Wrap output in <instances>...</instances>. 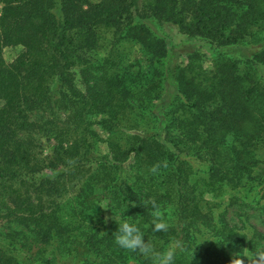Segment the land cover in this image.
<instances>
[{
    "label": "trees",
    "instance_id": "1",
    "mask_svg": "<svg viewBox=\"0 0 264 264\" xmlns=\"http://www.w3.org/2000/svg\"><path fill=\"white\" fill-rule=\"evenodd\" d=\"M151 19L229 46L251 27L264 28V0H0V226L29 225L36 242L57 243L77 261L117 264L130 252L114 243L116 215L137 224L145 239L150 235L155 249L182 241L174 264H230L244 244L253 253L264 246V234L214 220L202 201L247 184L253 190L259 184L255 191L264 196V47L244 58L243 68L219 55L201 79L176 67L169 75L174 93H160L167 81L153 73L127 86L134 73L118 71L111 57L95 66L80 55L97 48L99 29L108 27L136 39L152 58L164 57L163 42L146 24ZM9 46L22 50L7 62ZM155 98L165 127L172 125L180 139L168 141L166 129L121 128L123 143L111 136L131 103L143 109ZM92 114L100 131L92 128ZM35 135L51 143L49 155L42 156ZM97 138H104L107 154L95 153ZM182 150L206 166L195 167ZM152 199L162 210L172 206L167 232L153 231ZM102 201L104 211L91 212ZM201 235L212 239L203 244ZM0 264L20 262L0 248Z\"/></svg>",
    "mask_w": 264,
    "mask_h": 264
},
{
    "label": "rangeland",
    "instance_id": "2",
    "mask_svg": "<svg viewBox=\"0 0 264 264\" xmlns=\"http://www.w3.org/2000/svg\"><path fill=\"white\" fill-rule=\"evenodd\" d=\"M146 24L152 34L160 39L165 46V56L158 60L152 58L136 39L131 37L122 38L120 34H114L115 30L113 28L108 27L99 29V45L97 48L85 50L80 55L87 58L95 66L100 65L104 58L111 57L118 71L126 74L134 73L132 77L126 76L125 85L127 86H136L140 78L153 73L165 78L167 81V86L165 88L162 86L160 93H163L166 88L174 93L176 86L169 75L176 67L186 68L187 75L195 79H201L203 72L212 67L219 55L236 58L239 61V66L243 68L244 58L251 57L254 51L264 47V28L258 26L251 27L249 33L236 44L217 46L212 45L207 38L188 36L187 33L171 22H158L151 19ZM21 50V46L5 47L3 57L7 62H10L18 56ZM261 70L264 72L263 67ZM75 73L76 85L83 89L78 69L75 70ZM161 105L163 104L158 98L148 102L143 109L131 103V108L128 109L126 114L115 121V127L109 129L114 132L111 136L123 143L125 134H121L119 131L121 128H134L138 131L153 132L166 129L168 141L180 139L177 137L178 131L172 125L168 128L165 127L163 120L160 118L163 115L162 111H164ZM98 117L92 114L89 118L92 122H95L92 123V128L100 131V127L96 123ZM35 137L38 139V144H40L38 149H40L42 156L49 155L51 143L47 142L43 136L35 135ZM102 139L104 138H97L94 142V151L100 156L108 153L107 144ZM180 156L189 160L195 167L204 168L206 166V161L196 158L197 155L192 154L191 151L182 150ZM250 185L247 184L237 189H224L219 195L205 194L202 201L203 209L209 210L214 220H222L223 223L225 221L241 233L250 235L253 230H256L258 233L264 234V212L260 208L264 204V196L262 197V193L256 192L260 188L259 184L255 187L256 191ZM101 205L105 208L106 202H100L91 212H103L104 208ZM163 211L168 214L166 219L172 220L174 216L172 206L166 207ZM106 217L109 218V215ZM36 238L37 234L32 226L16 222L0 226V248L15 255L20 264H93L73 259L65 254L57 243H50L48 246L41 245L36 242ZM148 238H150V235L146 237V240ZM211 239V235H201L200 242L206 244V241L209 242ZM170 243L171 241L168 243L160 242L162 249L156 248V250L163 251L169 247ZM242 247L244 249L242 254H253L252 251L246 250V244ZM186 253L192 254V256L196 254V257H199L195 250ZM230 256L232 257V254ZM144 258L138 253L130 252L126 256L125 262L117 264H151L150 260L145 262Z\"/></svg>",
    "mask_w": 264,
    "mask_h": 264
},
{
    "label": "clouds",
    "instance_id": "3",
    "mask_svg": "<svg viewBox=\"0 0 264 264\" xmlns=\"http://www.w3.org/2000/svg\"><path fill=\"white\" fill-rule=\"evenodd\" d=\"M163 166L166 167V163ZM160 167V163L154 164L150 171L155 174ZM148 203H150L152 209L150 215L152 217L151 224L153 226V231L167 232L170 228V224L160 204L157 203L155 199L150 200ZM101 207L104 208L103 205H101ZM114 219L118 224V230L113 233L114 243L121 249L132 253H138L150 259L151 264H174L177 253L184 250L182 241L174 240L170 243L168 248L163 251H157L151 239H145L144 233L137 224L129 221H121L116 215ZM243 250L241 252L232 253L230 264H264V246H258L256 251L250 255L242 254Z\"/></svg>",
    "mask_w": 264,
    "mask_h": 264
}]
</instances>
